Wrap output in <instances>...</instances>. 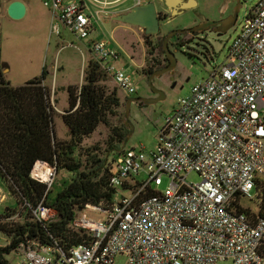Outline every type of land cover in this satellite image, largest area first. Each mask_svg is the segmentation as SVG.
Masks as SVG:
<instances>
[{
	"label": "built area",
	"instance_id": "1",
	"mask_svg": "<svg viewBox=\"0 0 264 264\" xmlns=\"http://www.w3.org/2000/svg\"><path fill=\"white\" fill-rule=\"evenodd\" d=\"M42 5L52 14L53 35L59 37L63 26L80 41L89 40L92 60L116 87L129 97L138 93L136 79L119 66L120 50L92 39L114 3L42 0ZM40 164L49 168L44 179L35 173ZM192 174L201 181L189 183ZM56 176V167L44 162L31 173L49 189ZM163 177L170 185L160 192ZM110 186L113 204L87 206L72 225L85 243L66 251L54 240L43 245L25 239L0 264H115L118 257L126 264H264V218L242 205L254 203L264 190V0L249 12L226 64L179 99L155 149L119 153ZM238 200L256 221L239 211ZM27 211L44 226L57 218L55 209L25 203L4 222L21 223ZM9 246L10 238L0 239V250Z\"/></svg>",
	"mask_w": 264,
	"mask_h": 264
},
{
	"label": "rangeland",
	"instance_id": "2",
	"mask_svg": "<svg viewBox=\"0 0 264 264\" xmlns=\"http://www.w3.org/2000/svg\"><path fill=\"white\" fill-rule=\"evenodd\" d=\"M11 1L14 0H0L1 61L6 66L7 79L13 87L22 86L27 81L41 78L44 70L46 71L50 86L46 85L52 90V105L57 112L55 118L56 138L60 141H68L70 140L69 131L61 117L67 110L64 109V106L67 104L68 87L81 86L84 83V71L89 62L92 61V55L86 48L89 40L80 41L63 26L60 27L59 37L53 35L50 31L49 11L43 7L41 0H16L27 4L29 13L22 20H13L9 17L6 7ZM139 1L142 5H146L150 0H119L109 10L118 13L109 17H102L92 39L108 42L120 50L125 63L124 68L136 79L139 88L135 96L129 97L121 92L112 80L107 79L105 86L110 91L116 90L122 103L118 116L110 117L111 126L125 125L129 129L131 135L125 151L132 148H145L146 151L151 152L158 143L159 132L165 125L166 119L174 115L179 99L189 96L196 83L209 78L216 67L226 64L229 50L240 34L245 19L249 12L256 9L260 0H240V3L235 1L228 15L238 9L237 21L228 32L222 35L208 33L204 36L192 37L186 33L171 37L168 48L175 58V69L153 81V87L163 94L164 100L154 105L133 103L126 108L125 106L131 99L138 97L150 101L156 99V93L149 84L150 74H154L168 65L165 61L166 54H163L160 48L155 51L152 48L149 49L146 44V37L148 36H146L144 29L113 20L118 15L128 13L120 12L132 9ZM195 1L200 3L199 11H187L176 16H173L171 12L165 20L161 21L160 33L156 36H149L151 39L148 41L151 46L154 47L161 41L164 51L166 37L174 32L200 26L205 9L207 12L214 11L223 3L222 0ZM153 2L157 8L164 7L161 0H153ZM81 50L85 54V59ZM54 93L55 95H53ZM56 100L58 104L54 103ZM126 113L128 114L127 117ZM108 137L109 129L101 125L91 137L85 139L77 153L84 167H88V164L95 157L101 165L102 171L110 165L114 169L118 166L119 153L108 149L106 145ZM71 179L70 173L64 171L59 174L57 171L55 183L59 185L62 180L69 181ZM187 181L196 184L201 180L196 174H192ZM169 185L170 180L163 177V184L158 188V191H165ZM59 190L60 188H56L52 198ZM0 196L3 198V202L0 204V215L5 213L7 209L18 208L16 199L10 194L1 178ZM242 203L245 207L252 208L254 212L258 211L255 203ZM21 206L20 204L19 208ZM88 216L98 217L93 212H89ZM0 239L5 241L7 237L0 233ZM18 261L20 258H17L15 262ZM126 262L125 257H118L115 260V264H126Z\"/></svg>",
	"mask_w": 264,
	"mask_h": 264
},
{
	"label": "trees",
	"instance_id": "3",
	"mask_svg": "<svg viewBox=\"0 0 264 264\" xmlns=\"http://www.w3.org/2000/svg\"><path fill=\"white\" fill-rule=\"evenodd\" d=\"M146 39L149 49L155 51L160 48L165 54L163 42L153 47L148 41L151 37ZM165 61L169 63L167 57ZM6 71L0 49V178L16 199L18 207L27 203L35 209L43 204L55 209L57 218L44 226L27 211L21 223H5L4 220L12 217L17 210L7 209L0 215V233L10 238L11 246L0 250V259L4 260L3 256L25 239L43 245L54 240L69 251L86 242L81 233L72 229L79 212L87 206L106 209L115 200L116 192L110 186L115 170L113 166L102 171L95 157L88 167H84L77 153L85 139L91 137L101 125L109 129L108 149L117 153L123 151L130 131L125 125L113 127L110 123V117L119 114L121 100L116 90L110 91L105 86L109 77L96 62L90 61L84 71V83L67 89L69 106L61 118L69 131L70 140L60 141L55 134L57 112L52 105V90L46 85V71L41 78L17 88L8 81ZM54 103L58 104L57 100ZM38 162L55 166L59 174L66 171L72 175V179L62 180L59 185L54 182L49 189L31 177ZM56 188L60 190L52 198ZM151 195L152 192L149 193ZM238 203L236 207L239 211L256 221L250 208L244 210L240 208V200ZM254 203L258 207L259 217L264 218V190L257 195Z\"/></svg>",
	"mask_w": 264,
	"mask_h": 264
},
{
	"label": "water",
	"instance_id": "4",
	"mask_svg": "<svg viewBox=\"0 0 264 264\" xmlns=\"http://www.w3.org/2000/svg\"><path fill=\"white\" fill-rule=\"evenodd\" d=\"M235 1L240 3V0H235ZM161 2H164L166 4L167 8L170 10V13L172 12L173 16L190 11L193 9V6H195V2H191V1L189 2L183 0H161ZM7 12L11 19L19 21L25 18V16L27 15V7L24 3L16 1L8 6ZM237 18H238V9L234 11L233 16H230L222 21H218V22L206 21L201 27L174 32L173 34L168 36L164 42L165 45L164 52L166 54L167 59L170 62V66L164 70L156 72V74L151 75L149 80V84L151 88H153L154 92L156 94H159L160 97L151 101L142 98L133 99L130 100V102H128V107L132 104L131 101H133L134 103H144L147 105H154L164 100L163 94L153 87V81L156 78H160L164 74L170 73L175 69L176 61L168 48L169 40L171 39V37H173L176 34L198 33L200 31L205 32L210 27H215V26H220V28L217 30V33L219 35H222L228 32L235 25ZM114 19L122 24L144 29L146 36H156L161 31V25H160L161 20L159 18L156 4L153 1L149 2L146 5H136L128 13L118 15ZM127 116L128 114L126 113V117ZM130 135L126 139L123 149L126 148V145L130 139Z\"/></svg>",
	"mask_w": 264,
	"mask_h": 264
},
{
	"label": "crops",
	"instance_id": "5",
	"mask_svg": "<svg viewBox=\"0 0 264 264\" xmlns=\"http://www.w3.org/2000/svg\"><path fill=\"white\" fill-rule=\"evenodd\" d=\"M42 1V0H41ZM119 1V0H118ZM118 1H112V3H114V5H116V2H118ZM183 1H191V2H195V6H193V9L192 10H190L189 12H194V11H199V9L201 8L200 7V3L197 1H195V0H183ZM13 2H16V0H14V1H11L10 3H8L7 5H6V7H7V9H8V6L10 5V4H12ZM222 5L221 6H219L218 8H216L214 11H208L207 12V10L205 9V13H203V15H202V19H201V22H206V21H211V22H217L218 20H220V19H226V18H228L230 15H228L230 12H231V10H232V8H233V6H234V3H235V0H222ZM24 3V2H23ZM25 4V3H24ZM26 5V7H27V13H29V8H28V6H27V4H25ZM113 8V7H112ZM131 10V9H130ZM130 10H127V11H121L120 13H125V12H129ZM215 12V13H214ZM109 13H110V15H113V14H116V13H118L117 11H109ZM207 13V14H206ZM215 14V15H214ZM49 15H50V18H51V25H52V21H53V17H52V14L49 12ZM216 16V17H215ZM113 20H115L114 18H113ZM51 25H50V31H51ZM119 66L120 67H124L125 66V63H124V61L122 60L121 62H120V64H119ZM6 73H7V71H6ZM31 81V80H30ZM29 81H27L26 83H28ZM25 83V84H26ZM47 85H49L50 86V84H49V80H48V78H47ZM24 84V85H25ZM24 85H22V86H24ZM17 87H21V86H16V88ZM70 87V86H69ZM136 99H140L139 97L138 98H136ZM143 99V98H142ZM131 100H133V99H131ZM130 102V101H129ZM132 102V104L134 103L133 101H131ZM135 104H142V103H135ZM68 98H67V104L64 106V109H67L68 108ZM126 108H128V104L126 105ZM57 109V108H56ZM57 111L59 112V110L57 109Z\"/></svg>",
	"mask_w": 264,
	"mask_h": 264
},
{
	"label": "flooded vegetation",
	"instance_id": "6",
	"mask_svg": "<svg viewBox=\"0 0 264 264\" xmlns=\"http://www.w3.org/2000/svg\"><path fill=\"white\" fill-rule=\"evenodd\" d=\"M153 0H150L149 2H152ZM163 5H164V7L163 8H157V11H158V14H159V18H160V20L162 21V20H165L168 16H169V9L167 8V6H166V4L163 2ZM194 12H197V11H194ZM233 14L234 13H232L230 16H233ZM229 16V17H230ZM222 20H224L223 18L222 19H220V20H218V21H222ZM217 21V22H218ZM205 22H202V24L201 23H198V24H201L200 26H198V27H201V26H203V24H204ZM220 28V26H215V27H210L208 30H206L205 32H198V33H187L188 35H191L192 37H199V36H204V35H206V34H208V33H216V34H218L217 33V30ZM195 34H197V35H195ZM179 34H176V35H174V36H178ZM179 36H181V35H179ZM167 38V37H166ZM166 40V39H165ZM165 42V41H164ZM166 58V57H165ZM168 65L164 68V69H166V68H168L169 66H170V62L169 63H167ZM164 69H162V70H164ZM159 71H161V70H158L157 72H159ZM172 72V71H171ZM156 73V72H155ZM154 73V74H155ZM151 75H153V74H151ZM160 97V95L159 94H156V99L157 98H159ZM126 107V106H125Z\"/></svg>",
	"mask_w": 264,
	"mask_h": 264
},
{
	"label": "bare ground",
	"instance_id": "7",
	"mask_svg": "<svg viewBox=\"0 0 264 264\" xmlns=\"http://www.w3.org/2000/svg\"><path fill=\"white\" fill-rule=\"evenodd\" d=\"M36 174L39 175L40 178H45L48 173H49V168H43V166H41V164L38 166V168L36 169Z\"/></svg>",
	"mask_w": 264,
	"mask_h": 264
}]
</instances>
